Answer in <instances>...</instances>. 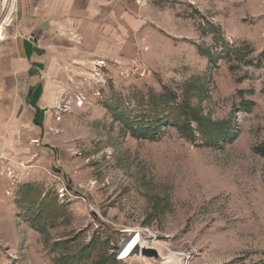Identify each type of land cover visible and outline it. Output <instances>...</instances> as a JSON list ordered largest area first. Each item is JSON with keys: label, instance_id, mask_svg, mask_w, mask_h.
Instances as JSON below:
<instances>
[{"label": "rangeland", "instance_id": "1", "mask_svg": "<svg viewBox=\"0 0 264 264\" xmlns=\"http://www.w3.org/2000/svg\"><path fill=\"white\" fill-rule=\"evenodd\" d=\"M21 4L0 0L1 82ZM144 6L151 74L69 71L45 118L0 156V264H264V0ZM119 102L176 126L144 139L107 110ZM127 230L164 261L119 259Z\"/></svg>", "mask_w": 264, "mask_h": 264}, {"label": "crops", "instance_id": "2", "mask_svg": "<svg viewBox=\"0 0 264 264\" xmlns=\"http://www.w3.org/2000/svg\"><path fill=\"white\" fill-rule=\"evenodd\" d=\"M144 12L137 0H22L12 62L0 80V156L17 150L22 127L45 118L43 108L65 84L59 77L102 60L106 69L130 60L142 42Z\"/></svg>", "mask_w": 264, "mask_h": 264}, {"label": "trees", "instance_id": "3", "mask_svg": "<svg viewBox=\"0 0 264 264\" xmlns=\"http://www.w3.org/2000/svg\"><path fill=\"white\" fill-rule=\"evenodd\" d=\"M138 105H143V101H140ZM107 110L114 115L116 120L123 124L125 129L131 133H138L144 139H154L155 131L164 124H172L173 126H176L175 120H172L167 116L163 117L158 113L156 108H148V114L146 115L145 112L140 113L138 110H136V112L127 111L124 104L121 105V102H119L116 103L115 106L107 105ZM219 132H221L220 128ZM262 149L260 150L261 153L263 151ZM112 263H118L114 257Z\"/></svg>", "mask_w": 264, "mask_h": 264}, {"label": "built area", "instance_id": "4", "mask_svg": "<svg viewBox=\"0 0 264 264\" xmlns=\"http://www.w3.org/2000/svg\"><path fill=\"white\" fill-rule=\"evenodd\" d=\"M139 5H144L145 0H137ZM146 47L140 45L135 49L133 57L128 60L126 63H123L126 67L127 73L129 72L131 75L136 76L138 78H146L151 74V71L149 67L147 66L146 62L144 61L143 54L144 51H146ZM98 66L105 67V62L98 61ZM84 97L82 95H78L75 97L74 103L77 107H80L83 105ZM68 110L67 104H57L56 106V112H55V119L57 121H60V113L66 112Z\"/></svg>", "mask_w": 264, "mask_h": 264}, {"label": "bare ground", "instance_id": "5", "mask_svg": "<svg viewBox=\"0 0 264 264\" xmlns=\"http://www.w3.org/2000/svg\"><path fill=\"white\" fill-rule=\"evenodd\" d=\"M5 2H7L8 0H4ZM13 3H9L8 4V12L9 13L11 10H12V5ZM8 21V17L6 16L4 18V20L2 22H0V37H1V34H2V29H3V25L4 23H6ZM128 232H132L133 234H131V239L130 241L120 250V252L118 253V256H119V259L121 260H125V259H128L132 253V250L135 246H139V248H144V247H151V248H154L156 250H160V247L157 246V245H151L149 246L148 244L144 243L140 236H139V231L138 230H127ZM169 256L173 257L175 256L174 254L172 253H169L168 254ZM178 255V254H177Z\"/></svg>", "mask_w": 264, "mask_h": 264}, {"label": "water", "instance_id": "6", "mask_svg": "<svg viewBox=\"0 0 264 264\" xmlns=\"http://www.w3.org/2000/svg\"><path fill=\"white\" fill-rule=\"evenodd\" d=\"M131 235L123 242V244L120 247V250L130 241ZM119 250V251H120ZM148 258L153 259L155 262L162 263L164 261V258L161 257L158 250L151 248V247H144L139 248V246H135L132 250V253L128 259H140V258Z\"/></svg>", "mask_w": 264, "mask_h": 264}]
</instances>
